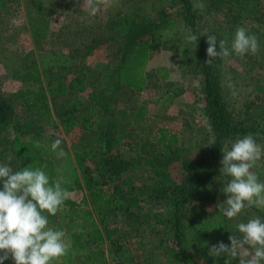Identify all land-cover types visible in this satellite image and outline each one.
I'll list each match as a JSON object with an SVG mask.
<instances>
[{"label":"trees","instance_id":"obj_1","mask_svg":"<svg viewBox=\"0 0 264 264\" xmlns=\"http://www.w3.org/2000/svg\"><path fill=\"white\" fill-rule=\"evenodd\" d=\"M155 1L156 9L153 5L143 4L134 8L133 12L118 14L106 25L100 24L99 28L105 30L100 38L102 46L110 50V56L115 55L116 62L113 63V80L109 86L102 90L101 95H89L92 107L79 99L86 88V75L81 69H74L75 58L63 52L53 53L48 60L39 53L36 55L40 49L24 54L11 78L26 87L10 95L0 89V164H7L14 172L24 167L41 168L48 174L51 183L59 182L70 193H83L80 202L66 200L55 216L45 213L49 227L64 230L71 244L67 255L54 261V264H157L159 259H163L164 264H198L201 260L207 264H225L227 257L210 256V247L220 241L230 246L231 235L242 236L237 225L246 223L247 219L236 221L225 217L218 207L223 199L211 210L194 206L186 212L190 198L198 189L205 191L217 181L226 185L231 179L218 166L224 143L247 134L261 135L264 139V129L247 120H235L232 116L223 97L217 62L206 63L207 39L197 29V15L190 1ZM5 2L0 0V13L8 11ZM228 3L229 11L233 13L231 0ZM176 7L183 9L181 19L189 32L199 36V40L193 42L194 58L202 77L200 94L204 116L215 148V155L197 161L193 169L197 184L192 188H185L182 183L168 185L162 180L168 170L171 151L178 144L177 136L166 129L157 130V136L149 142V150L145 144H137L136 155L123 159L120 147L129 134L127 128L135 120L143 119L145 112L139 107L136 115L130 117L114 106L122 87L137 93L144 90L148 84L147 63L161 45L169 50L173 48L175 34H181L177 27L181 19H169L167 11ZM52 14V9L44 6L42 0H34L26 12L33 41L48 39ZM235 17L240 16L237 13ZM67 66L73 67L75 75L69 80L60 72L53 71ZM56 98H63L59 122L51 111V101ZM75 129L87 136L94 135L93 140L86 139L88 142L80 143L73 151L61 146L67 155L58 158L51 149L55 134L68 135ZM142 167H149L157 183L147 188L148 193L144 197L130 196L134 185L130 175ZM2 188L0 181V190ZM218 195L222 196V193L218 192ZM144 206L155 210L151 216L152 224H147L145 228L166 225L171 234V246L164 248L162 253L150 249L141 251L138 245L132 248L130 240L124 238L121 241L119 230L110 224L111 216L117 209L123 210L129 217L134 215L136 208ZM163 210H167L170 216L162 215ZM243 211L246 214L255 213L264 220L259 208H245ZM133 231L136 237L141 233L140 229Z\"/></svg>","mask_w":264,"mask_h":264},{"label":"rangeland","instance_id":"obj_2","mask_svg":"<svg viewBox=\"0 0 264 264\" xmlns=\"http://www.w3.org/2000/svg\"><path fill=\"white\" fill-rule=\"evenodd\" d=\"M4 1L8 11L0 13V89L2 92L10 95L26 87L11 78L15 66L24 54L40 49L36 55L39 53L48 60L53 53L63 52L64 55L73 56L76 60L74 69H81L86 75L84 79L86 88L84 93L79 95V99L89 107L93 106L89 95H101L102 90L107 88L113 80L111 74L113 63L116 62L115 55L110 56V50L102 46L100 38L104 36L105 30L99 28L100 24L106 25L118 14L133 12L134 8L143 4L153 5V9H156L155 0H114V2L110 0L108 4L102 5L101 11L93 17L89 15L83 0H42L44 6L52 9L53 14L50 18L48 39L44 42H36L30 37L26 17V12L32 7L34 0ZM189 1L193 6L194 0ZM228 1L230 0H203L206 5L204 10L195 9L196 26L200 33L214 35L217 41H227L230 51L238 27L243 26L250 33L254 30L259 41V50L255 55L249 53L239 56L232 52L226 58L217 57L215 60L223 97L232 116L235 120H247L260 126V129H264V28H262L264 0H231L233 13L229 11ZM167 12L169 19H181L183 9L176 7ZM237 13L240 17H235ZM177 27L181 34H175L172 40L173 48L169 50L161 45L160 50L150 56L146 66L148 84L144 90L137 93L130 88L122 87L114 100V106L130 117L136 115L139 107L145 112L143 119L135 120L127 128L129 134L120 147L123 159L136 154L137 144L142 146L145 144L146 149L148 146L150 149L149 142L157 136V130L166 129L177 136L178 144L171 151L168 170L162 180H165L168 185L182 183L181 186L192 188L197 184L193 172L197 161L201 158L206 160L205 158L215 155L213 152L215 148L204 116L200 94L202 77L194 58L195 44L186 39L190 32L182 19ZM207 35L203 36L207 39ZM92 44H94L93 48ZM217 51H219L218 43ZM73 67L56 68L53 71L60 72L69 80L75 77ZM62 103L63 98L51 101V111L56 122H59L63 112ZM255 136L257 143L264 146L263 136ZM93 138L94 135L87 136L79 129H75L68 135L55 134V140L60 139L61 146L72 151L76 150L80 143L88 142L86 139L92 141ZM236 140L226 141L221 149L222 152L230 149ZM90 144L91 142L88 143ZM222 158L218 162L219 168L223 167ZM252 171L261 181H264V157L257 162ZM130 176L134 180L132 189L129 188L132 190L129 192L130 196L144 197L148 193L147 188L157 183L149 168H141ZM224 186L226 185L217 181L205 191L198 189L190 198V206L186 213L190 212L194 206L211 210L220 199L225 201L227 194L222 192ZM218 192L222 193V196H219ZM82 198L83 193L71 192L69 199L80 202ZM260 211L264 214V210L260 209ZM154 212V209L144 206L136 208L133 216L126 217L123 210L117 209L111 216L110 224L119 230L118 237L121 241L124 238L130 240L132 248L138 245L141 251L150 249L153 252L162 253L164 248L171 246V234L166 229V225L145 228L147 224H152L151 216ZM161 214L170 216L167 210H163ZM255 217L261 218L255 213L246 214L242 210L234 219L239 221L246 218L248 221ZM130 223L132 227L129 226ZM136 229L141 231L137 237L133 231ZM233 236L241 237V235ZM164 262L163 259H159L157 264H164ZM4 264H15V262L9 259ZM198 264L207 263L201 260ZM233 264H239L238 257Z\"/></svg>","mask_w":264,"mask_h":264},{"label":"clouds","instance_id":"obj_3","mask_svg":"<svg viewBox=\"0 0 264 264\" xmlns=\"http://www.w3.org/2000/svg\"><path fill=\"white\" fill-rule=\"evenodd\" d=\"M89 15L96 16L110 0H83ZM114 2V0H111ZM206 7L203 0H194L193 8L201 11ZM201 35H207L202 33ZM189 42H196L199 36L189 33ZM217 43L219 51H217ZM207 64L217 57L255 55L259 50L258 37L245 27L236 29L231 43L207 35ZM37 147L39 144L37 143ZM58 158L66 157L61 148V140L51 144ZM264 157V146L257 143L252 134L238 138L230 149L223 151L220 171L231 179L222 192L227 199L218 205L220 212L228 219L237 217L245 208L256 207L264 210V181L252 171ZM0 264L12 259L15 264H54V261L67 255L70 240L64 230L49 227L48 215L55 216L71 193L59 182H50V177L41 168L24 167L13 171L7 164H0ZM47 213L48 215H45ZM241 237L231 235V245L223 241L213 244L209 255L226 256L225 264L239 258V264H264V220L259 217L237 225Z\"/></svg>","mask_w":264,"mask_h":264},{"label":"crops","instance_id":"obj_4","mask_svg":"<svg viewBox=\"0 0 264 264\" xmlns=\"http://www.w3.org/2000/svg\"><path fill=\"white\" fill-rule=\"evenodd\" d=\"M171 133V132H170ZM172 134V133H171ZM136 155V154H135ZM135 155H132L133 157L135 156ZM142 168H149V167H142Z\"/></svg>","mask_w":264,"mask_h":264}]
</instances>
